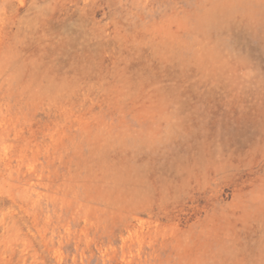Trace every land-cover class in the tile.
<instances>
[{
	"label": "rangeland",
	"instance_id": "374dc122",
	"mask_svg": "<svg viewBox=\"0 0 264 264\" xmlns=\"http://www.w3.org/2000/svg\"><path fill=\"white\" fill-rule=\"evenodd\" d=\"M0 264H264V0H0Z\"/></svg>",
	"mask_w": 264,
	"mask_h": 264
}]
</instances>
